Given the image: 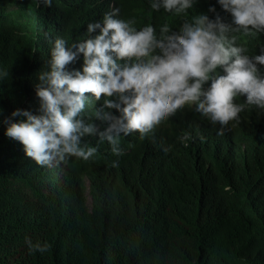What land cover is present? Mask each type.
Listing matches in <instances>:
<instances>
[{
    "label": "trees",
    "instance_id": "16d2710c",
    "mask_svg": "<svg viewBox=\"0 0 264 264\" xmlns=\"http://www.w3.org/2000/svg\"><path fill=\"white\" fill-rule=\"evenodd\" d=\"M150 5L0 0V73L7 72L0 77V264H264V109L244 97L235 101L244 110L223 134L186 106L143 140L138 132L122 134L121 155L88 136L93 157L52 167L37 165L6 135L3 121L14 110L38 114L35 85L56 38L68 46L84 40L89 23L116 9L115 18L135 20L138 30L149 23L157 32L164 23L179 30L184 18ZM213 6L231 22L218 0H195L189 17L214 19ZM245 40L250 56L264 47V34L239 42ZM83 63L81 55L68 68L82 71ZM86 95L83 115L102 131L106 124L93 114L104 97ZM26 238L47 251L30 253Z\"/></svg>",
    "mask_w": 264,
    "mask_h": 264
},
{
    "label": "clouds",
    "instance_id": "9594fccd",
    "mask_svg": "<svg viewBox=\"0 0 264 264\" xmlns=\"http://www.w3.org/2000/svg\"><path fill=\"white\" fill-rule=\"evenodd\" d=\"M41 3L51 7L52 0ZM194 3L151 0L152 10L184 18L178 31L168 23L159 32L151 23L138 30L135 20L115 18L116 9L106 13L102 22L89 23L84 40L68 46L64 38H56L48 67L38 73L35 85L38 114L14 110L3 121L7 137L20 142L37 165L52 167L71 157H93L97 148L84 143L88 136L98 135L115 155H121L122 134L138 132L143 140L186 106H195L202 117L219 124L220 134L244 110V105L235 102L237 97L264 109V47L250 56L247 40L239 42L241 37L264 34V0H218L231 15L229 23L214 6L209 8L214 19L203 13L189 17ZM81 55L82 71L69 70ZM6 76L7 72L0 73ZM88 93L95 101L104 97L93 114L106 124L102 131L89 122L92 116L85 119L83 115ZM14 117L26 120L17 122ZM188 138L187 133L181 137ZM118 166L113 161V167ZM25 242L30 253L47 251V244H33L27 238Z\"/></svg>",
    "mask_w": 264,
    "mask_h": 264
}]
</instances>
